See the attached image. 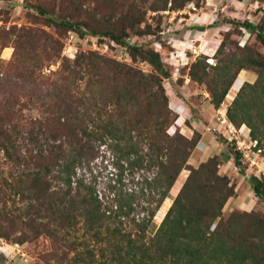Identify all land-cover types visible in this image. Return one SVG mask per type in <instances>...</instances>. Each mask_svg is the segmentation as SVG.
I'll return each instance as SVG.
<instances>
[{"label":"trees","instance_id":"trees-1","mask_svg":"<svg viewBox=\"0 0 264 264\" xmlns=\"http://www.w3.org/2000/svg\"><path fill=\"white\" fill-rule=\"evenodd\" d=\"M54 1L74 14L55 16L52 5L26 7L64 33L108 37L158 74H145L92 52L60 58L61 46L48 52L45 45L41 50L30 45L25 53L21 44V61L8 63L21 64V72L5 76L0 83V154L10 166L6 174L0 166V238L9 239L18 227L20 243L12 244L48 238L59 252L40 255L43 264H264V211L235 208L224 215L226 203L235 195L234 183L219 173L216 155L196 167L188 164L201 134L194 131L188 138L177 129L172 131L176 127L162 82L170 74L157 52L126 42L131 36L151 34L148 13L179 12L194 0H131L126 8L120 6L117 15L97 19L102 23L97 29L81 18L86 0ZM92 3L109 5V0ZM260 11L259 23L241 24L256 43L223 55L220 65L211 67L219 79L209 93L210 105L217 110L240 71L256 74L255 83L240 88L226 116L233 126L249 129L250 140L256 142L254 150L262 152L264 161V53L259 50L264 49V10ZM55 44L60 43L54 40ZM221 52L220 45L217 54ZM56 62L58 70L43 73ZM206 67L197 60L190 66V79L203 82L199 74L205 76ZM15 105L20 109L15 111ZM38 107L42 108L39 118L22 113ZM62 141L71 149L70 156ZM89 141L107 143L134 169H152L153 179H144L133 194L117 193L105 200L90 187L73 188L74 169L84 142ZM219 143L227 145L235 167L244 175L242 154L232 142L219 137ZM33 159L36 168L30 169ZM182 171L188 172L184 183L155 233L148 235V227ZM247 182L264 205V176L251 175ZM11 206L20 213L15 216ZM136 207L145 215H135Z\"/></svg>","mask_w":264,"mask_h":264},{"label":"rangeland","instance_id":"rangeland-1","mask_svg":"<svg viewBox=\"0 0 264 264\" xmlns=\"http://www.w3.org/2000/svg\"><path fill=\"white\" fill-rule=\"evenodd\" d=\"M86 1L88 5L82 9L81 18H86L90 28L97 29L102 24L97 22V19L110 14L113 16V13L117 15L120 6L123 5L122 8H126L131 0H109V5L94 4L93 0ZM27 5L44 7L52 5L55 16H71L75 12L67 6L62 9L58 8V1L54 0H0V83L3 82L5 76H15V73L21 72V64L15 67L8 66V63L13 59H17V62L21 61V44L25 48V53L31 50L28 48L30 45L40 50L42 45H45L48 52L61 46L60 58L72 59L77 53L92 52L116 62H123L145 74L156 73L150 64L139 57L133 59L132 51L116 44L108 37H93L91 35L80 37L75 32L64 33L62 28L47 22L34 9H28ZM117 6L119 8L114 12L113 8ZM260 7L262 9H259ZM260 10H264V3L259 4L255 0H194V4H189L179 12H161L157 15L148 13L146 19L152 30L151 34L140 37L131 36L126 39L130 45L157 52L164 64V69L170 74V78H162V82L168 98L171 120L176 127L172 128V131L177 129L180 134L187 135L189 138L192 137L194 131H197L203 136V140L200 139L203 144H207L205 139L215 136L220 147L214 151L217 155H213L217 156L219 164L221 158L226 160L228 156H231L227 145L219 143V137L225 139L226 142H232L235 148H237L235 136L244 142L245 148L254 144L249 137H244L245 133H249V129L245 125L234 126L236 130H240V134L238 131L229 134L223 127L225 124L221 125V120L225 119L226 123L231 124L227 119L226 110L245 83H255L256 74L251 70L240 71L233 82L234 86L232 85L227 100L225 99L215 110L210 105L209 89L213 85V81L219 79V73L211 67L220 65L223 55L237 52V49L245 44L256 43L254 35L241 28V24L243 22L259 23L263 15V11ZM105 27L107 26L104 25ZM54 40L59 41L60 44L54 46ZM220 45L222 52L217 54ZM259 50L264 53V49L259 47ZM197 60L208 65L205 70L206 75L199 74L203 78V82L200 83L192 81L189 76L190 66ZM59 66V62L52 63L43 69V73L48 74L58 70ZM15 68L19 69L18 72L15 71ZM194 72L198 73V70L196 69ZM16 92L21 94L19 90ZM19 109L20 105H15V111ZM41 111L42 108L38 107L30 111L23 110L22 113L25 116L39 118ZM243 126L246 128L243 129ZM84 144L82 158L74 169L73 188L75 186L90 187L100 199L105 200L112 198L117 193L133 194L141 185H144V179L151 180L154 177L152 169L146 171L145 169L132 168L129 161L124 160L119 153L116 154L113 147L107 143L89 141ZM62 145L66 155L70 156L72 151L68 144L62 141ZM254 149L255 147L251 150ZM251 150L246 149L245 151L249 153V161L254 159L253 154L249 152ZM263 150L264 143L261 148V151ZM201 153L197 148L194 149L188 164L196 167L201 161H204L206 155L204 156L202 153L203 155L200 157ZM259 157L262 158V152L256 154L255 159L257 160ZM249 161L246 164H250ZM0 166L4 174L10 170V166L4 163L1 154ZM29 168H36L34 159ZM219 173H221L220 169ZM187 175V171L180 173L179 180L166 198V204L164 201L148 227V235L152 236L155 233ZM164 204L167 208L162 214L161 208ZM232 208L235 209V206L233 200L229 199L223 209L224 215H228L233 210ZM254 208L258 212L264 211V205L258 200L255 201ZM10 209L15 213V216L20 213V211L17 212L15 206H11ZM134 214L139 217L145 215L140 207L135 208ZM10 222L9 219L6 220L7 224ZM16 224L19 226V221H16ZM20 236L21 228L18 227L10 234L9 239L0 238V264H43L40 255L51 251L59 252L53 249L48 238L41 237L33 242L23 243L24 249L28 253L27 262H24L15 249L10 247L12 243H20L17 241V239H21Z\"/></svg>","mask_w":264,"mask_h":264},{"label":"crops","instance_id":"crops-1","mask_svg":"<svg viewBox=\"0 0 264 264\" xmlns=\"http://www.w3.org/2000/svg\"><path fill=\"white\" fill-rule=\"evenodd\" d=\"M191 126L195 128L193 124H191ZM244 128L246 127L243 126V129ZM185 136L188 137L187 135ZM244 137H249L248 132L244 134ZM202 140H203V136H201V141ZM205 140L207 141V144H203L202 142L199 141L196 147L198 150H200V152L204 153V156L206 155L204 161H206L209 158V156L211 157V155L213 156V154H216L214 152L215 149H218L220 147V145L217 143L215 139V136L214 138H207ZM202 153L200 154V157H202L203 155ZM220 160H221L219 164L220 172L222 174L227 175L230 181L235 185V189H234L235 195L231 199L233 200V204L235 208H239L242 210L255 209L254 205L257 199L254 197V195L250 190V186L247 182V178L251 175L256 177L264 176V161L262 160V158L259 157V159L257 160L255 159L256 164H246L245 166L247 167L245 169L244 175H241L239 173L238 169L235 167L233 163V159L231 156H228L226 160H223L222 158Z\"/></svg>","mask_w":264,"mask_h":264},{"label":"built area","instance_id":"built-area-1","mask_svg":"<svg viewBox=\"0 0 264 264\" xmlns=\"http://www.w3.org/2000/svg\"><path fill=\"white\" fill-rule=\"evenodd\" d=\"M221 125H224L223 127H225L227 133H229V134H233L234 132L236 133L237 131L240 134V130H238V129L236 130V128L234 126H232L231 124L226 123L225 119L221 120ZM234 138H235V141H236L237 150L242 154V162H243V164H246V162L249 161V153L245 152V151H246V149L251 150L252 148H254L256 146V142H254V144H251V146L245 148L243 146L244 142H242L239 139H237L238 137H236V136ZM249 152H251V154H253V158H254V159H250V161H249L250 164H256L255 157H256V154L260 153V150H256V151L251 150ZM10 247L15 249L16 253L20 256V258H22V260L24 262H27V256H26V254L23 251V248H24L23 245L12 244V245H10Z\"/></svg>","mask_w":264,"mask_h":264},{"label":"clouds","instance_id":"clouds-1","mask_svg":"<svg viewBox=\"0 0 264 264\" xmlns=\"http://www.w3.org/2000/svg\"><path fill=\"white\" fill-rule=\"evenodd\" d=\"M232 125V124H231ZM233 126V125H232ZM248 136H249V133H248ZM12 245V244H11Z\"/></svg>","mask_w":264,"mask_h":264}]
</instances>
